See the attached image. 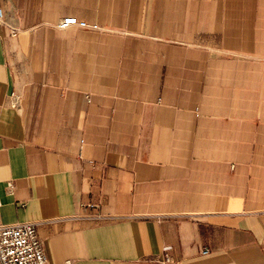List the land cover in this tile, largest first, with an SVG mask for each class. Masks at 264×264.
<instances>
[{
	"label": "crops",
	"instance_id": "1",
	"mask_svg": "<svg viewBox=\"0 0 264 264\" xmlns=\"http://www.w3.org/2000/svg\"><path fill=\"white\" fill-rule=\"evenodd\" d=\"M0 9L1 222L47 264H264V0Z\"/></svg>",
	"mask_w": 264,
	"mask_h": 264
},
{
	"label": "built area",
	"instance_id": "2",
	"mask_svg": "<svg viewBox=\"0 0 264 264\" xmlns=\"http://www.w3.org/2000/svg\"><path fill=\"white\" fill-rule=\"evenodd\" d=\"M2 16L0 9V21ZM71 26L83 29L96 27L72 16L62 18L57 24L60 29ZM11 190L9 185L8 191ZM1 206L0 200V208ZM201 253L208 254V250L204 249ZM0 264H47V256L35 224H5L0 220Z\"/></svg>",
	"mask_w": 264,
	"mask_h": 264
}]
</instances>
